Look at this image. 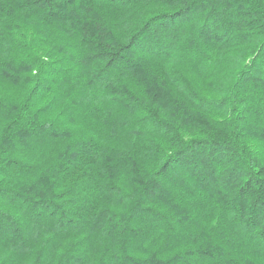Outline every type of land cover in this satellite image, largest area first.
Returning <instances> with one entry per match:
<instances>
[{
	"label": "trees",
	"instance_id": "obj_1",
	"mask_svg": "<svg viewBox=\"0 0 264 264\" xmlns=\"http://www.w3.org/2000/svg\"><path fill=\"white\" fill-rule=\"evenodd\" d=\"M24 263L264 264V0H0Z\"/></svg>",
	"mask_w": 264,
	"mask_h": 264
},
{
	"label": "rangeland",
	"instance_id": "obj_2",
	"mask_svg": "<svg viewBox=\"0 0 264 264\" xmlns=\"http://www.w3.org/2000/svg\"><path fill=\"white\" fill-rule=\"evenodd\" d=\"M26 260H27V259H26ZM24 261H25V258H21V259H20V263H22V262H24ZM25 263H26V262H25ZM25 263H24V264H25Z\"/></svg>",
	"mask_w": 264,
	"mask_h": 264
}]
</instances>
